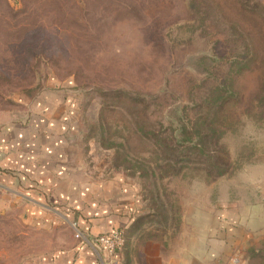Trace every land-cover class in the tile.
Here are the masks:
<instances>
[{
	"label": "rangeland",
	"instance_id": "374dc122",
	"mask_svg": "<svg viewBox=\"0 0 264 264\" xmlns=\"http://www.w3.org/2000/svg\"><path fill=\"white\" fill-rule=\"evenodd\" d=\"M190 1L0 0V113L25 114L36 98L51 102L57 118L71 113L73 164L132 184L141 208L134 226H146L149 239L173 242L183 218L185 229L204 228L211 216L238 210L257 240L243 258L264 264V69L235 76V97L205 153L183 139L166 150L145 136L167 142L177 123L194 133L197 106L244 52L225 19ZM114 90L130 98L105 99ZM49 237L15 210L0 213V264L31 261Z\"/></svg>",
	"mask_w": 264,
	"mask_h": 264
},
{
	"label": "crops",
	"instance_id": "0c3cea01",
	"mask_svg": "<svg viewBox=\"0 0 264 264\" xmlns=\"http://www.w3.org/2000/svg\"><path fill=\"white\" fill-rule=\"evenodd\" d=\"M39 100L25 114L0 113V213L15 210L33 232L50 236L23 264H248L244 250L257 240L238 210L211 216L204 228L185 229L183 218L173 242L149 239L146 226H134L141 212L135 187L73 164L65 137L71 113L57 118L51 102ZM116 229L128 234L126 251L110 257L96 240Z\"/></svg>",
	"mask_w": 264,
	"mask_h": 264
},
{
	"label": "trees",
	"instance_id": "16d2710c",
	"mask_svg": "<svg viewBox=\"0 0 264 264\" xmlns=\"http://www.w3.org/2000/svg\"><path fill=\"white\" fill-rule=\"evenodd\" d=\"M196 1L205 6L208 11L215 10V13L227 21L226 24L229 25L234 42H237L244 52H240L233 60L230 73L222 85H216L211 88L207 96H205L203 104L197 106L198 116H196L193 123L194 126L192 125L195 128L194 133H188L183 125L177 123V127L180 128H177L175 132L178 131L179 134L174 132L171 137L166 139L168 143L161 140L152 131H148L145 136L151 138L155 144L163 146L166 150H171L172 148L171 151H175L173 146L176 148L177 143H180V140L183 139L185 147H190L194 152L202 154L206 152V143L214 136V122L220 119V114L229 108L230 102L235 97V76H239L256 67L264 69V7L257 3L252 5L239 3V0H191L189 4L192 9L195 7ZM257 42L262 44V52L260 51V53L258 52V46H256ZM203 62L205 64V61ZM102 94L105 99L112 97L117 101L120 99L125 101V99L130 98V94L124 90H114L103 92ZM131 96L137 97L134 94ZM140 105L136 101L133 106L139 111ZM137 127L139 131L142 130L140 126ZM222 165H217L216 167L218 175H224L227 171L226 164Z\"/></svg>",
	"mask_w": 264,
	"mask_h": 264
},
{
	"label": "built area",
	"instance_id": "2783aa9c",
	"mask_svg": "<svg viewBox=\"0 0 264 264\" xmlns=\"http://www.w3.org/2000/svg\"><path fill=\"white\" fill-rule=\"evenodd\" d=\"M75 238L78 239L79 234H76ZM96 242L100 247L103 248L108 256L117 257L122 253L125 247V237L123 230L116 229L108 235L99 236Z\"/></svg>",
	"mask_w": 264,
	"mask_h": 264
}]
</instances>
